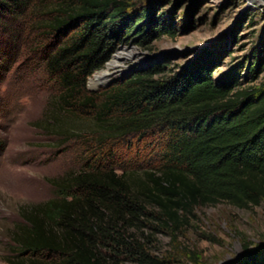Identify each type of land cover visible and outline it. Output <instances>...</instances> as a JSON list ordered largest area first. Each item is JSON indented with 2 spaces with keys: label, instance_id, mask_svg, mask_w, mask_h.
Listing matches in <instances>:
<instances>
[{
  "label": "trees",
  "instance_id": "16d2710c",
  "mask_svg": "<svg viewBox=\"0 0 264 264\" xmlns=\"http://www.w3.org/2000/svg\"><path fill=\"white\" fill-rule=\"evenodd\" d=\"M146 1L0 0V15L26 14L36 2L42 8L35 17L46 37L40 65L59 91L49 129L70 140L90 121L102 140L90 156L97 155L96 164L26 213L13 235L19 252L10 264H163L147 249L154 232L167 231L176 243L200 206L252 210L264 202V83L243 88L230 77L216 84L206 51L170 78L161 77L166 65L151 64L100 92L89 90V79L127 40L140 37L145 45L174 36ZM252 60L256 80L264 71V43ZM146 137L154 138L146 149L154 150L155 164L131 171L118 165L110 141H127L129 149L132 139L138 145ZM244 250L234 264H264V249L247 242Z\"/></svg>",
  "mask_w": 264,
  "mask_h": 264
},
{
  "label": "rangeland",
  "instance_id": "374dc122",
  "mask_svg": "<svg viewBox=\"0 0 264 264\" xmlns=\"http://www.w3.org/2000/svg\"><path fill=\"white\" fill-rule=\"evenodd\" d=\"M149 2L174 36L145 45L139 43L140 37L127 40L98 78L117 70H129L131 75L151 64L166 65L161 77L170 78L208 51L215 64L216 84L230 77L243 88L264 83V71L252 80L249 69L253 52L264 43L261 0H147L145 5ZM31 7L33 11L23 15L8 11L0 15V264H10L18 255L13 235L25 224L26 213L56 199V185L96 164L97 155L90 156L102 146L90 121L80 124L83 134L70 140L49 129L52 100L59 91L40 65L39 51L46 37L37 29L35 17L42 8L38 2ZM152 140L146 137L136 145L132 139L129 149L127 141H110L116 147L118 165L129 171L150 168L155 153L146 145ZM116 171L121 173L119 168ZM195 214L197 218L178 234L176 243L167 231L154 232L146 243L150 255L163 264H234L245 256V243L264 249V202L252 210L228 203L205 205ZM202 233L217 242L203 239Z\"/></svg>",
  "mask_w": 264,
  "mask_h": 264
},
{
  "label": "water",
  "instance_id": "95a60500",
  "mask_svg": "<svg viewBox=\"0 0 264 264\" xmlns=\"http://www.w3.org/2000/svg\"><path fill=\"white\" fill-rule=\"evenodd\" d=\"M264 3V0H261ZM119 53V52H118ZM117 53V54H118ZM117 54H113L110 61L106 64V66H108V64L110 62H112V60L117 57ZM103 70L97 72L93 77H96L98 73L102 72ZM117 75H120V77H117ZM130 72L129 70H117L115 71V73L112 75V78L104 81V82H100L98 84V87H92L91 84V78L89 79L88 82V88L91 92H100L102 89H107L108 87H110L114 82L118 81V80H124L125 76H129Z\"/></svg>",
  "mask_w": 264,
  "mask_h": 264
},
{
  "label": "bare ground",
  "instance_id": "6f19581e",
  "mask_svg": "<svg viewBox=\"0 0 264 264\" xmlns=\"http://www.w3.org/2000/svg\"><path fill=\"white\" fill-rule=\"evenodd\" d=\"M114 64V63H113ZM112 64V65H113ZM109 65V64H108ZM112 78V76H110L108 73L107 74H105V75H100L99 76V78H98V76H96V77H94V84H93V87H98V84L100 83V82H104V81H107V80H109V79H111Z\"/></svg>",
  "mask_w": 264,
  "mask_h": 264
}]
</instances>
